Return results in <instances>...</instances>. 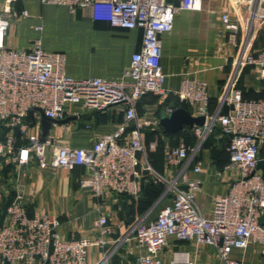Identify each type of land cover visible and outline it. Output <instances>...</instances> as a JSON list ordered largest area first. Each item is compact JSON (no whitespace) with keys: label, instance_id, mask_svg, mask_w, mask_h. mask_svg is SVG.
<instances>
[{"label":"built area","instance_id":"built-area-1","mask_svg":"<svg viewBox=\"0 0 264 264\" xmlns=\"http://www.w3.org/2000/svg\"><path fill=\"white\" fill-rule=\"evenodd\" d=\"M18 0H0V159L21 167L31 161L41 168L51 165L74 171L84 167L87 172L79 180L80 188L95 198L107 194L140 195L141 171L149 172L146 183L164 185L161 200L170 202L157 211L140 216L127 234L112 239L109 216L101 214L93 221L95 237L64 238L58 228L56 214L27 208L26 190L17 185L15 195L0 216V264H109L113 252L124 241L135 239L145 249L136 264H197V254L174 249L170 238L193 242L196 246L214 247L224 264H244L232 256L236 248L261 244L264 257V179L257 169L260 149L264 145V99L247 100L238 87V71L247 65L257 66L264 80V48L253 51L256 31L264 22V0H241L243 13L232 17L222 14L229 41L237 47L234 71L221 92L218 106L210 110L209 84L205 80L185 78L174 94L189 104L195 116L205 115L204 125L190 127L195 144L184 141L166 152V162L175 167L173 176L157 171L145 155V130L161 126L159 117L138 116L136 102L152 93L165 96V74L162 69V34L170 32L180 10H201L205 0H40L43 4L90 10L95 20L108 21L111 26L141 29L140 48L133 53L130 65L118 79L102 77L74 78L66 73L63 52L47 51L42 39L36 38L27 48H10L6 35L12 20L28 17L27 9L13 5ZM241 14V15H240ZM240 18L245 21L242 32ZM42 31L43 26H37ZM81 104L87 111H105L125 105L124 119L116 130L103 134L88 147H72L51 136H41L40 115L31 109L41 108L47 117L62 120L68 107ZM175 108H167L166 113ZM220 128L229 137V162L217 172L232 178L228 192L213 199L210 215L198 204L203 181L196 174L202 169L197 162L191 167L205 141ZM42 129V128H41ZM5 131V135H2ZM157 146V141L150 144ZM109 243L115 247L105 248ZM97 246L101 256L96 262L89 258V249Z\"/></svg>","mask_w":264,"mask_h":264},{"label":"crops","instance_id":"crops-1","mask_svg":"<svg viewBox=\"0 0 264 264\" xmlns=\"http://www.w3.org/2000/svg\"><path fill=\"white\" fill-rule=\"evenodd\" d=\"M171 1L175 4L180 2ZM13 6L18 10L27 9L30 15L12 20L6 35V45L10 48H27L33 40L41 38L45 50L65 54L66 73L74 78L118 79L130 65L133 53L141 46V29L113 27L108 21L95 20L90 10L72 11L68 6L43 4L40 0H18ZM225 12L232 17L243 13L241 0H205L201 10H180L176 13L173 29L161 36V64L165 74L163 85L168 94L144 95L136 102L138 116L159 117L169 107H184L192 112V107L181 102L174 94L185 78L207 81L210 110L218 106L221 92L233 74V60L237 53V47L229 41L222 22ZM240 20L243 28L238 39L245 28L244 19ZM40 25L43 26L42 31L36 29ZM252 47L253 51L264 48V22L256 31ZM238 87L244 99H264V80L259 78L257 66L247 65L239 69ZM124 113L123 104L105 111H87L81 104H72L68 107L67 117L72 116L74 119L65 124H54L48 135L62 144L88 147L101 135L116 130L124 119ZM35 131L43 136L41 128ZM2 135H5V131H2ZM210 137L213 144L215 140L218 144L225 143L224 158L212 157L211 143L205 142L191 165L193 167L197 162L202 163L201 171L196 174L203 181L198 204L206 215L212 212L214 197L228 192L232 182L231 176L220 177L217 174L230 159L226 149L227 138L222 132ZM155 140L157 146L151 147V142ZM182 141L189 147L195 144L189 126L174 134L167 133L162 125L156 130L147 129L143 133L146 153L140 156L141 160L147 158L157 171L171 177L175 167L167 164L166 152ZM86 172L84 167H77L74 171L51 165L41 168L35 161L19 167L7 159H0V216H4L6 206L21 183L26 190L29 214L33 215L38 210L58 215L61 221L58 230L64 238H94L93 221L101 214H107L109 225L113 228L112 239H120L139 216L147 213L156 215L159 209L170 202L169 198L161 200L164 192L157 197L149 190L145 182L149 172L145 170L141 171V195L137 198L114 194H107L103 198L93 197L90 191L80 188L79 180ZM120 212H132L137 217L128 221L119 217ZM170 243L174 249L196 253L197 264H224L212 246H196L193 242L176 240L174 237L170 238ZM114 247V243H109L105 250L111 251ZM101 251L97 246H91L90 260L96 262ZM144 251L135 239L124 241L113 252L109 264H136L137 257ZM232 256L241 259L244 264H264L259 243H252L245 249L236 248Z\"/></svg>","mask_w":264,"mask_h":264},{"label":"water","instance_id":"water-1","mask_svg":"<svg viewBox=\"0 0 264 264\" xmlns=\"http://www.w3.org/2000/svg\"><path fill=\"white\" fill-rule=\"evenodd\" d=\"M35 112H38L40 115V123L43 136H48L54 124H65L74 119V117L68 116L62 120H55L53 118L47 117L41 108L33 107L31 109V118L33 125L36 124ZM159 119L164 130L167 133L174 134L183 129L185 126L193 127L195 125H204L206 117L205 115L195 116L188 109L179 107L168 114L162 112L159 116ZM257 169L261 170L262 177L264 179V157H258ZM261 223L264 224V212L261 216Z\"/></svg>","mask_w":264,"mask_h":264},{"label":"rangeland","instance_id":"rangeland-1","mask_svg":"<svg viewBox=\"0 0 264 264\" xmlns=\"http://www.w3.org/2000/svg\"><path fill=\"white\" fill-rule=\"evenodd\" d=\"M0 127H2L1 122H0ZM36 129H37V126L34 127V130H36ZM220 133H221V130L219 128H217V130H215V135L218 136V135H220ZM189 135L191 136L190 138H192V135L190 133H189ZM210 138H208L205 142L206 143H208V142L211 143V147H212L211 148V155H212V157L217 156L220 159H223L224 158V155H226L225 143L223 142V143L218 144V141L215 140V144H216L215 145V144H213V142L211 141ZM260 152H261L262 155H264V145L261 147ZM148 184H149L148 185L149 186V190H151L152 192H154V194L156 196H158V194H160V192H163V190H164V185L161 184V183H155V182L152 183V182H149ZM160 207H161V205H160ZM156 214H157V212H156ZM153 215H155V214H153ZM119 217L120 218H123L125 220H128V221H132V220H134L137 217V215L134 214V213H132V212H126V213H121L120 212L119 213Z\"/></svg>","mask_w":264,"mask_h":264},{"label":"trees","instance_id":"trees-1","mask_svg":"<svg viewBox=\"0 0 264 264\" xmlns=\"http://www.w3.org/2000/svg\"><path fill=\"white\" fill-rule=\"evenodd\" d=\"M220 129V128H219ZM217 130V129H216ZM221 130V129H220ZM215 134V131L211 134V136L212 135H214ZM194 136V135H193ZM226 136V138H227V142H228V140H229V137L227 136V135H225ZM260 155H262L261 154V152H260ZM262 156H264V155H262ZM230 159L228 158V161H229ZM153 183V182H152ZM146 184H148V183H146ZM149 185V184H148ZM164 190H165V187H164ZM164 190H163V192H164ZM163 192H160V194H158V196L157 197H159ZM120 196H124V195H120Z\"/></svg>","mask_w":264,"mask_h":264}]
</instances>
